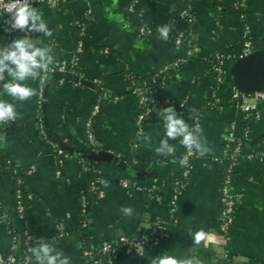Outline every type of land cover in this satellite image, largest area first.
<instances>
[{"label": "crops", "instance_id": "0c3cea01", "mask_svg": "<svg viewBox=\"0 0 264 264\" xmlns=\"http://www.w3.org/2000/svg\"><path fill=\"white\" fill-rule=\"evenodd\" d=\"M131 2L134 13L128 11ZM234 2L188 0L193 15L191 38L201 53L169 71L164 88L153 92L154 101L142 127L151 137V147L137 140V106L128 77L146 79L154 69L179 55L172 34L183 26L179 18L183 0H68L55 6H33L42 13L53 35H28L52 47L56 61L73 53L78 37L75 22L86 21L78 63L82 79L75 84L67 79L59 82L55 74L48 76L39 107L36 96L23 103L0 96L16 103L19 113V118L0 133V253L9 250L13 227L31 235L32 247L40 238L54 241L71 264H89L81 255L87 243L135 237L149 229L146 222L158 221L156 245L146 246L141 256L118 251L112 264H149L150 258L165 251L195 256L200 264H264V106L258 105L256 115L244 117L230 98H221L229 95L232 86L229 70L233 59L224 65L219 102L211 109L202 106L210 95L212 74L201 55L210 50H222L232 57L240 53L241 21L238 11L230 8ZM242 2L256 50L264 41V0ZM139 10L142 17L136 14ZM143 22L152 27L168 25V39L138 35L137 28ZM5 36L6 31L0 28V47L20 38L21 33H11L8 42ZM28 83L36 88L37 81ZM99 88L115 98L101 96ZM95 102L99 111L92 129L100 147L92 149L85 143L83 119ZM168 106L174 107L189 126L197 117L213 149L203 157H190L189 175L177 195L174 221L167 214V201L181 170L184 147L178 138L170 139L174 156L155 152L160 140L166 138L159 112ZM36 109L39 116L34 114ZM230 124L237 135L244 132L245 138L231 177L235 196L232 222L221 244L217 236L218 188L225 168L222 143ZM57 149L65 154L60 166L54 159ZM30 165L33 172L21 178L31 199L23 218L18 219L13 169ZM57 168L58 176L54 174ZM96 172L100 180L109 182V187L100 183V198L86 192L88 178ZM123 179L128 186L120 184ZM133 183L153 185L154 190H135ZM81 193H86L87 200L85 228L79 225ZM121 206L133 207V215L124 216L119 211ZM199 229L210 236L194 246L189 233Z\"/></svg>", "mask_w": 264, "mask_h": 264}, {"label": "built area", "instance_id": "2783aa9c", "mask_svg": "<svg viewBox=\"0 0 264 264\" xmlns=\"http://www.w3.org/2000/svg\"><path fill=\"white\" fill-rule=\"evenodd\" d=\"M68 0H30L32 6L36 4H46L48 6H55L60 3H64ZM10 0H0V28L4 30L9 27L8 21L10 16L7 12H4L9 5ZM233 9L238 11V16L241 21V49L240 53L236 57H232L227 52H213L211 55V64L208 65V70L212 74V85L210 89V99L212 101V106L219 102L218 91L223 83V74H224V65L228 60L233 61L236 58L245 56L253 51L249 25L244 21L245 13L243 10V2L242 0H235L232 5ZM128 11L134 13V3L131 2L128 5ZM138 17L141 16V10L136 12ZM179 18L184 22L193 21L192 11L189 5H186L185 8L179 11ZM75 24L78 28V37L75 42V47L73 53L64 59H60L57 61V66L53 71H50L47 76L41 81L37 80L36 89L38 94L36 95V106L39 107L41 103L42 93H43V84L48 77V75L56 74V73H70L74 74L78 77V81H72L75 84H79L82 79V74L78 70V63L80 59V55L83 52V40L82 36L84 34L85 24L79 21H76ZM167 26L168 25H164ZM160 27H152L150 25L141 23L137 28V33L141 37H148L152 35L153 31L159 32ZM169 29V27H168ZM20 32L21 37L25 35V33L19 30L6 31L5 40L8 42L11 37V33ZM154 36H160V34H154ZM174 45H178L181 41L182 32L177 30L172 34ZM102 52L106 53V50H102ZM201 53V49L196 44H190L187 41V49L182 56H178L175 59L168 61L156 69L152 71V73L146 79H133L129 77L128 81L131 85V94L135 97L137 112L135 115V126L136 131L139 132L149 113H150V105L154 101L153 92L155 90H162L166 84V76L167 73L171 70L178 68L182 63L187 60V57L195 56ZM202 59L206 61V55L202 54ZM63 79H59V82H62ZM99 92L101 96L107 98L108 100H112L115 97L108 95L103 88H99ZM230 100L234 102L237 108L243 113L244 117H247L249 114H257L258 105L264 106V90L254 91L249 93H243L236 90L233 86L230 88ZM185 102V99L181 100V104ZM99 111V106L97 102L93 103L89 109V113L86 116L83 122V132L85 143L92 149H96L100 147L99 142L95 139L93 134V119L97 115ZM9 122L8 124H10ZM194 123H198V118L194 117L191 123V126ZM6 124V125H8ZM5 125H0V133ZM245 138V133L241 132L240 135H237L234 131V127L232 124L229 125L225 139L222 143L221 153L225 160V168L222 180L220 182L218 191H219V202L220 209L218 214L219 219V234L217 235L220 240L219 243L224 244L227 238V231L232 222V213L235 206V196L232 192V171L237 162V159L242 154L241 145L242 140ZM65 154L57 149L54 153L55 164L60 166ZM184 156H188V164L185 166H181V170L179 175L182 179H174L172 192L167 201V214L174 221V213L176 210V199L178 193L182 190L185 180L189 175V159L192 155L188 153V150L184 148L181 158ZM250 157V155H246ZM34 170V166H28L24 171V175H29ZM14 173H17V169H13ZM96 172L95 175L88 178L87 182V191L95 196V198H100L102 196V190L100 188V176ZM55 175H59V169L57 168L54 171ZM120 184L123 187L128 186V182L123 179L120 181ZM264 184V183H263ZM23 182L21 177L14 178V189H13V199H14V211L15 215L18 219H22L25 212L24 203L28 202L31 199V195L25 189H22ZM135 190H143V191H152L154 190V186H145L138 183H133L131 185ZM80 216L81 219L79 221V225L82 228L86 227L85 216L87 214V200L86 193H81L80 195ZM152 226L143 233L135 237H126L120 236L114 240H102L98 243L89 242L87 243L81 250L82 257L89 264H112L113 258L118 251H122L125 254H135L136 256H141L137 250H140L142 245L143 250L146 246H154L158 241L159 234V222L154 221L151 223ZM61 231V229H60ZM11 233V241L9 250L4 253H0V264H26V258L29 253V249L32 247V237L26 230L18 231L13 227L10 228ZM63 234V232H60ZM210 234H206L205 238L209 237ZM212 236H214L212 234ZM216 236V235H215ZM137 249V250H136Z\"/></svg>", "mask_w": 264, "mask_h": 264}, {"label": "clouds", "instance_id": "9594fccd", "mask_svg": "<svg viewBox=\"0 0 264 264\" xmlns=\"http://www.w3.org/2000/svg\"><path fill=\"white\" fill-rule=\"evenodd\" d=\"M4 12L10 16L7 22L9 27L5 31L19 30L25 35L0 47V96L6 95L12 101L23 103L38 94L37 89L28 81H42L57 66L52 47L44 45L41 40L31 38L28 34L35 33L51 37L53 33L43 19L42 13L32 6L30 0H10ZM159 32L162 39H168L167 26L160 27ZM159 113L163 118L166 138L160 140L155 148L156 153L174 156L175 148L169 144V140L177 138L192 156L203 157L212 153L213 149L208 145L199 123L189 126L182 117L177 115L172 106L164 107ZM18 118L17 104L0 98V125L14 122ZM137 140L146 147H151V137L145 134L143 129L137 133ZM179 164L187 165L188 156L181 158ZM99 182L104 187H109L108 181L100 180ZM119 211L124 216L130 217L135 210L131 206H121ZM146 226L150 227L152 224L146 222ZM189 235L193 245L197 246L206 234L203 229H199L194 233L190 232ZM28 251L30 255L26 258V264H71L69 256L58 249L54 241L50 243L40 238ZM137 252L144 255L142 245ZM149 264H200V261L192 255L177 256L165 251L159 257L150 258Z\"/></svg>", "mask_w": 264, "mask_h": 264}, {"label": "water", "instance_id": "95a60500", "mask_svg": "<svg viewBox=\"0 0 264 264\" xmlns=\"http://www.w3.org/2000/svg\"><path fill=\"white\" fill-rule=\"evenodd\" d=\"M229 74L232 86L239 92L249 93L264 90V41L259 49L236 58L230 66ZM55 75L57 78L63 80H79L76 75L70 73H56ZM44 94L45 83L41 98L42 103Z\"/></svg>", "mask_w": 264, "mask_h": 264}, {"label": "trees", "instance_id": "16d2710c", "mask_svg": "<svg viewBox=\"0 0 264 264\" xmlns=\"http://www.w3.org/2000/svg\"><path fill=\"white\" fill-rule=\"evenodd\" d=\"M183 3H184V4H183V6L181 7V9H183V8L186 7V5L188 4V0H183ZM230 8H232V6H231ZM244 21L246 22V18H244ZM80 22H82V23H84V24L86 25V21L82 20V21H80ZM192 25H193V21H191V22H184V23H183V26H182L180 29H178L179 31L182 32L181 41H180V43L177 45V48H178V50H179V55H178V56H182V55H184V53H185V51H186V49H187V41H189L190 44H195V42H194V41L192 40V38H191V29H192ZM154 34H160V32L153 31L151 36H153ZM148 37H150V36H148ZM172 40H173V37H172ZM215 51H217V52H225V51H222V50H210V51L206 52V53H205V55H206V61H205V62L207 63V65L211 64V55H212V53L215 52ZM178 56H177V57H178ZM191 57H194V56H191ZM191 57H187V59H189V58H191ZM48 76H50V75H48ZM129 77H130V76H129ZM129 77H128V79H129ZM131 77H132V76H131ZM132 78H133V79H136L135 77H132ZM219 98H220V96H219ZM221 98H222V99H229V98H230V95H228V94H227V95H221ZM211 104H212V101H211L210 97H207L206 100L203 102V105H202V106H203L205 109H211V108L213 107ZM216 105H217V104L215 103L214 106H216ZM38 109H39V108H38ZM38 109H36V111L34 112L35 115H36V113H37V116H39V110H38ZM89 109H90V108H89ZM89 109L86 111L83 121L85 120L86 116L88 115V113H89ZM9 125H11V123L8 124V125H5V126L3 127L2 130H5ZM17 170H18V172L14 174V178H15V177H22L23 171H24L25 169L17 168ZM176 179H182V178H181L180 175H178V176L176 177ZM22 189L24 190V187H23V186H22ZM26 204H27V202L24 203V206H25V207H26ZM10 228H12V227H10Z\"/></svg>", "mask_w": 264, "mask_h": 264}]
</instances>
